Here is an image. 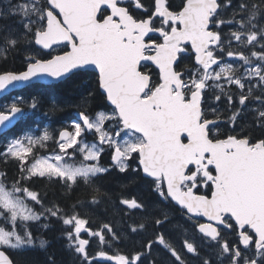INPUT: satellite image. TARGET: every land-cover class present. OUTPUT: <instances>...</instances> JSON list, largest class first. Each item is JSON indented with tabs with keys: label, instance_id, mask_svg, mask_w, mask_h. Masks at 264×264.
<instances>
[{
	"label": "snow or ice",
	"instance_id": "1",
	"mask_svg": "<svg viewBox=\"0 0 264 264\" xmlns=\"http://www.w3.org/2000/svg\"><path fill=\"white\" fill-rule=\"evenodd\" d=\"M229 11L231 17L223 19ZM16 17L19 29L0 26V60L23 44L48 50L47 58L29 55L23 71L0 73V93L45 77L62 81L92 73L96 89L82 99V107L96 95L107 103L95 113L80 111L71 131L23 133L0 152V161H16L19 172L9 181L7 171H0V264H19L18 254L45 248L47 241L38 240L32 227L53 219L64 227L79 264H99L89 251L92 243L99 258L116 264H158L154 246L171 264H190L189 254L200 264H264V0H6L0 5V20ZM20 103L26 101L13 97L7 112L0 110V130L24 118ZM88 135L98 136L99 143L88 141ZM104 145L120 172L129 171L130 160L138 161L133 171L149 181L160 202L195 220L193 238L177 225L184 235L177 246L170 231H161L171 223L168 212L152 215L135 198L120 203L130 215L141 213L139 219L122 216L120 228L104 223L92 230L80 204L46 205L29 186L33 178H47L69 191L83 187L92 196L87 206H98L104 193L95 181L109 172L99 163ZM41 149L50 151L36 155ZM149 227L152 236L140 251L108 254L126 236Z\"/></svg>",
	"mask_w": 264,
	"mask_h": 264
},
{
	"label": "trees",
	"instance_id": "2",
	"mask_svg": "<svg viewBox=\"0 0 264 264\" xmlns=\"http://www.w3.org/2000/svg\"><path fill=\"white\" fill-rule=\"evenodd\" d=\"M4 3H6L4 0H0V5ZM230 17V11L224 13L222 16L225 20ZM16 18L0 20V26L6 25L9 29L17 30L20 28V25H16ZM228 31V28L224 29L225 33ZM23 45L17 51L10 53L6 60H0V73L8 71L18 73L24 70L26 59L25 55L27 50H25ZM78 85L79 84H77L76 81L72 80L48 87L43 85H33L21 92L20 96L24 101H26V103H20V105L26 110V115L16 129L10 133V136L33 132L36 127L43 129L45 127L44 124H46L48 119L47 114L51 116L49 125L52 133L62 128L65 122L76 119V111L81 109L88 110V108L82 107L83 98L80 100L79 97H73V95L78 92ZM95 89L96 87L93 86L89 90L94 92ZM69 91H71L70 94ZM46 92H49V94L51 93L53 98H49V100L46 99L44 97V93ZM34 100L37 103L35 109L33 110L31 108V104ZM63 102L67 104V106L65 109H60L59 105ZM93 102H96V105L102 106L104 104V99L103 97L96 95V98L89 102L88 107H91ZM220 108H222L221 112H223L224 108H226V104L221 102ZM4 149L5 147L0 145V152ZM40 151L44 153L45 149H41ZM36 155L41 154L37 152ZM107 164V160L100 162V165L104 168L107 167ZM0 171H7L9 181L19 175L17 162L12 159H9L7 163L0 161ZM128 178V173L121 174L116 171L101 174L100 178L95 181L94 186L99 188V190L104 193V199L98 206L93 205L92 207H88L86 203L92 198L91 193L89 191H85L83 187H78L75 191H69L62 187L61 184L50 181L47 178H33V180L28 183L31 188L36 190L45 198L44 203L46 205L49 202H56L62 207L71 209L72 205L80 204L81 207L78 211L81 217L88 218L90 220V227L92 230H98L104 223H112L116 228L122 227L119 223L122 216L129 222L133 219L140 218L141 213L136 212L133 215H130L129 211L120 203L122 199H127L131 195H133L131 197L136 196L138 201H143L148 206L149 213L152 215H159V211L162 208L155 206L159 202L157 195L148 191L143 193L142 189L139 191V188H136L133 185L138 179L136 178L135 182H130ZM135 193H138L139 195ZM36 210L40 211L41 209L37 206ZM163 210L167 211L169 216H173V214L175 215V210H172V207H170V209L163 208ZM44 224H46L47 227H44ZM177 225L185 226L182 222H171L166 224V228L164 227V229L170 231L173 239H177L180 244L184 240V235L180 231L176 230ZM185 228H187L189 237L193 238L194 233L192 226H185ZM164 229H161V231ZM32 231L38 240L42 239L47 241V245L43 249L37 245V247L33 249L18 254L17 259L19 264H50V260L52 259H54L55 264H79L76 254L68 247V241L64 238L65 229L58 220L53 219L50 222L44 221L42 224H34ZM152 233L153 229L149 227L147 232L141 235L128 236L129 239L124 238L123 242L118 243L111 249H108L107 252L112 255L128 254L140 251L142 244H144L152 236ZM96 248L97 245L92 243L90 244L89 251L90 253L98 256V252L94 251ZM157 248L158 247L156 246L153 247L152 256L157 259L158 264H171V260L168 255L164 257L161 262V258L159 256L160 254L156 251ZM98 262L99 264H109L99 260ZM189 262L190 264H200V260L198 258L194 260L191 259Z\"/></svg>",
	"mask_w": 264,
	"mask_h": 264
},
{
	"label": "flooded vegetation",
	"instance_id": "3",
	"mask_svg": "<svg viewBox=\"0 0 264 264\" xmlns=\"http://www.w3.org/2000/svg\"><path fill=\"white\" fill-rule=\"evenodd\" d=\"M176 2H179V0H176ZM35 50H36V52H37V57L38 58H47V52H44V51H41L40 49H37V48H35ZM55 54V53H54ZM26 57H27V53H26V55H25ZM184 63H189V60H187V59H185V61H184ZM76 81V83L77 84H79L78 85V92H77V94H75V95H73V97L75 96V98L76 97H79L80 98V100H81V98H84L85 96H87V94H88V92L90 91L89 89L90 88H92L93 86H95L96 87V82H95V80H96V78H95V75L94 74H92V73H89V74H81V75H78V76H75V77H72L71 79H67V80H63V81H61L60 83H64V82H66V81ZM59 83V84H60ZM54 85H57V84H54ZM54 85H50V86H54ZM45 87H48V86H45ZM85 88H86V90H85ZM73 91V90H72ZM76 91V90H75ZM70 92L71 91H69V94H70ZM52 94L50 93L49 94V92H46V93H44V97L46 98V99H48L49 100V98H53V96H51ZM106 101L104 100V104L101 106H99V105H96V102H93L92 104H91V107H87L88 108V110H85V109H81V110H84V111H90V112H92V113H95V112H97V111H99V110H102V109H104L105 108V106H106ZM67 106V104H65L64 102L63 103H61V105H59V107H60V109H65V107ZM219 107H220V105H219ZM77 109V108H76ZM220 109H222V108H220ZM225 109V108H224ZM81 110H79V111H76V114H77V116H78V113L81 111ZM47 116H48V119H47V124H49L50 123V121H51V116H49L48 114H47ZM74 122H80L79 121V118L78 119H73V120H71V121H69V122H65L64 123V128L65 129H67V130H72V126H73V124H74ZM228 131V128L227 127H221V129H220V132L221 133H226ZM255 134H259L258 132L257 133H255ZM87 139H88V141H96V143L98 144L99 143V140H98V136H93V135H88L87 136ZM51 143L52 142H49V145H51ZM104 147V151H103V153H102V155H101V157H100V160H99V163L100 162H103V160H107V162H108V164H107V167L106 168H108L109 169V172L110 171H116V172H118V173H121V174H126V173H128L129 174V178H128V180L130 181V182H135V180H136V178L138 179L137 180V182L136 183H134L133 185H134V187H136V188H139V191H140V189H142L143 190V193H145L146 191H148V192H152L153 194H155V192L153 191V189H152V187L150 186V183H149V181L148 180H144V179H141L140 178V175H142V173L140 174V175H137L133 170L134 169H137L138 168V161H136V160H130L128 163H129V165H130V168H129V171L128 172H120L119 170H118V168H116V167H114L113 166V164H114V162L112 161V159H111V155H112V151L111 150H109V149H107V145H104L103 146ZM206 190L205 189H201L200 190V193H204ZM135 194H137V195H139L138 193H135ZM156 195V194H155ZM131 196H133V195H131ZM129 197V198H127V199H133V198H135V199H137L138 200V198L135 196V197ZM144 196V195H143ZM157 199H158V203L155 205V206H159L158 208H169L170 209V207H172V210L174 209L175 210V215L173 214V216H169L170 218H171V222L172 223H178V222H182V223H184L185 224V226H191L192 225V223H195V220L194 221H192V222H189L188 221V219H187V216H185L183 213H182V211L179 209V208H177V207H175L174 205H172V204H167V206H166V203L167 202H165L164 204H162L161 202H160V198L157 196ZM122 206H124V205H122ZM125 208H126V206H124ZM127 209V208H126ZM129 211V210H128ZM198 220H199V222H201V223H207L208 221H206V220H203V218H197ZM165 228H166V226H165ZM163 231H168V230H163ZM125 238H127V239H129V237L127 236V237H125ZM189 238H191V237H189ZM196 239L198 240L199 239V235H198V233L196 234ZM175 240V242H176V244H177V246H179V241H177V239H174ZM159 248V247H158ZM156 249V251H157V253L158 254H160L159 256H160V258H161V262H162V259H164V257H166L167 256V254L161 249V248H159V249ZM201 255H205V252L204 251H202L201 252ZM198 257L197 256H195L194 254H189L188 255V259L189 260H191V259H197Z\"/></svg>",
	"mask_w": 264,
	"mask_h": 264
},
{
	"label": "water",
	"instance_id": "4",
	"mask_svg": "<svg viewBox=\"0 0 264 264\" xmlns=\"http://www.w3.org/2000/svg\"><path fill=\"white\" fill-rule=\"evenodd\" d=\"M38 49L44 51V52H48V50H43L42 48H40V46H36ZM63 81V80H62ZM61 81H57V80H54L52 78H48V77H45L43 78L41 81L39 82H36V81H33L31 83H27V84H24V85H21L20 88L14 90V91H11V92H5V93H0V101L3 100L4 98L12 95V94H16L18 92H21L23 91L24 89L32 86V85H37V84H40V85H44V86H50V85H54V84H59ZM22 108V107H21ZM23 109V108H22ZM25 111V110H24ZM22 119H20L18 122L15 123V126L14 127H10L8 129H3V130H0V138L2 136H4L5 134L9 133L10 131H12L13 129H15L18 124L20 123ZM203 220H206V218H203ZM207 221V220H206ZM110 255V254H109ZM98 260L99 261H102V262H107V263H110V264H116L115 260L111 261V262H108L106 260H103L101 258L98 257Z\"/></svg>",
	"mask_w": 264,
	"mask_h": 264
},
{
	"label": "rangeland",
	"instance_id": "5",
	"mask_svg": "<svg viewBox=\"0 0 264 264\" xmlns=\"http://www.w3.org/2000/svg\"><path fill=\"white\" fill-rule=\"evenodd\" d=\"M4 2H6V0H4ZM14 2H15V0H14ZM18 20H19V18L17 17L16 20H15L16 25L19 24V23H18ZM11 24H14V23H11ZM11 30H13V29H11ZM13 31H15V29H14ZM23 46H24L25 50H27V52H26V53H27V56H29V55H34V56L37 57V52H36V50H35V47L28 48L29 46H28L27 44H24ZM12 99H13V97L10 98L9 100H6V101L0 103V110H3V111H5V112H7V107L10 106V103H11ZM43 131H44L43 129H41V128H39V127H36L35 130H34L33 132H30V133H28V134H32V133H36V132H38L39 134H42ZM48 131L51 132L50 130H48ZM59 131H60V130H59ZM51 133H52V132H51ZM53 134L55 135L56 133H53ZM21 135H22V134H20V135H13V136L20 137ZM13 136H8V137L4 138V139L1 141V143H2L1 146H3V147L6 148L7 144L9 143V141L11 140V138H12Z\"/></svg>",
	"mask_w": 264,
	"mask_h": 264
}]
</instances>
